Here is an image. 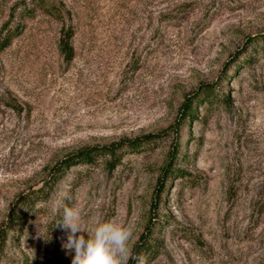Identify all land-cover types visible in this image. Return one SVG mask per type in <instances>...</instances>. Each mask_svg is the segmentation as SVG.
<instances>
[{
	"label": "rangeland",
	"instance_id": "obj_1",
	"mask_svg": "<svg viewBox=\"0 0 264 264\" xmlns=\"http://www.w3.org/2000/svg\"><path fill=\"white\" fill-rule=\"evenodd\" d=\"M52 1L63 19L38 10L0 51V264H71L62 228L37 234L65 193L89 231L131 226L127 264H264V0ZM16 2L0 0V40ZM144 139L54 179L80 151Z\"/></svg>",
	"mask_w": 264,
	"mask_h": 264
},
{
	"label": "trees",
	"instance_id": "obj_2",
	"mask_svg": "<svg viewBox=\"0 0 264 264\" xmlns=\"http://www.w3.org/2000/svg\"><path fill=\"white\" fill-rule=\"evenodd\" d=\"M44 11L45 13L49 15H53L58 19H63V7L60 5H57L55 2L52 0H17L15 5L12 8V14L13 16L16 15L19 23L13 27V28H8V24H6L3 28L5 35L1 38L0 40V51H4L8 47L12 45V42L15 37H19L22 35L24 31V24L23 21L26 18H34L35 14L37 11ZM74 37V29L72 26H63L62 31H61V38L59 41V52L61 56L63 57V60L67 63L70 64L74 57H75V49L72 43ZM212 91H209L206 93V96H211L210 93ZM212 97V96H211ZM210 100V99H206ZM10 105V104H9ZM186 111L184 112V120L186 119H193L195 117L194 113L196 114L195 108H186ZM147 140H139V142H136L132 145L130 144H123L119 143L110 147H93V148H88L86 150L80 151L79 153L70 156L67 160L62 161L58 168H56L54 172V179L57 180L59 179L63 174L64 171L67 170L70 166L74 167L79 164H85V165H93L95 164V161L98 160L99 158H111V161H109L108 167L111 169L115 165V163H118L119 165V157L117 156L118 153H120L124 148H130V149H136L139 148L141 145L146 143ZM151 141V140H149ZM118 161V162H117ZM167 170V171H166ZM165 171L167 172V175L172 174V169L171 168H166ZM170 171V172H168ZM47 193L45 191H35L32 194L27 195L25 198H23L19 204L17 205L18 208H20L23 211H31L34 208H36V205L38 202L43 201L44 199H47ZM19 212L18 209L13 211L11 213L10 220H9V228L13 227L15 224H19L21 221L24 220L25 223V216H22L21 218L19 217ZM7 230L5 232L6 237ZM147 238L143 239V245L144 247L142 248H148L150 249V245H148ZM4 241L0 242V250L2 249V244ZM139 247H137V253L139 257L142 254V250L138 251ZM145 252H148V250H144Z\"/></svg>",
	"mask_w": 264,
	"mask_h": 264
},
{
	"label": "clouds",
	"instance_id": "obj_3",
	"mask_svg": "<svg viewBox=\"0 0 264 264\" xmlns=\"http://www.w3.org/2000/svg\"><path fill=\"white\" fill-rule=\"evenodd\" d=\"M69 199L65 193L56 202L50 233L45 231L46 225L37 224L38 236L48 241L53 229L62 228L66 232L62 248L66 254L72 255L71 264H127L131 251V226L107 221L98 223L93 231H89L80 210L65 203ZM46 235L50 238L46 239Z\"/></svg>",
	"mask_w": 264,
	"mask_h": 264
}]
</instances>
